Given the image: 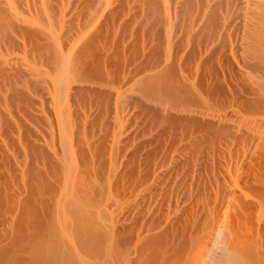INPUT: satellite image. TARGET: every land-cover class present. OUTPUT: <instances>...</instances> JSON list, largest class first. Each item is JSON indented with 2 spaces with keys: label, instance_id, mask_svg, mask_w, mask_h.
<instances>
[{
  "label": "bare ground",
  "instance_id": "1",
  "mask_svg": "<svg viewBox=\"0 0 264 264\" xmlns=\"http://www.w3.org/2000/svg\"><path fill=\"white\" fill-rule=\"evenodd\" d=\"M0 264H264V0H0Z\"/></svg>",
  "mask_w": 264,
  "mask_h": 264
}]
</instances>
